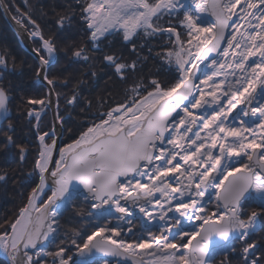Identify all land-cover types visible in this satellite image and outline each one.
<instances>
[{
	"label": "snow or ice",
	"instance_id": "1",
	"mask_svg": "<svg viewBox=\"0 0 264 264\" xmlns=\"http://www.w3.org/2000/svg\"><path fill=\"white\" fill-rule=\"evenodd\" d=\"M79 6L95 50L113 34L122 33L126 42L141 31L149 38L168 36L171 47L159 55L176 75L140 76L128 84L124 100L106 111L87 112L92 102L86 101L80 115L90 117L81 121L87 126L63 146L55 125L40 130L45 101L27 99L38 140L28 176L39 180L0 231V250L10 264H215L217 257L219 264H233L237 240L244 245L237 264H264V244L248 242L264 228V0H87ZM0 7L10 10L3 0ZM74 16V9L59 15L58 30L70 29ZM25 17L30 37L41 42L33 48L37 77L50 93L67 87L70 76L60 83L49 78L58 61L56 37L46 38L31 12L13 19L24 25ZM165 18L178 24L165 25ZM65 47L70 60L90 59L82 45L69 40ZM8 55L7 49L0 53V66L7 68ZM103 59L123 82L137 71V61L120 63L108 54ZM78 87L65 98L73 109L80 102ZM10 99L0 84V120L10 115ZM98 102L103 107L111 98ZM54 119L62 128L59 105ZM6 129L5 149L15 144L23 164L28 148L9 134L15 132L12 123ZM77 202L90 206L86 226L95 230L85 238L82 228L70 227L60 239L62 217L82 211ZM248 203L257 209L246 210ZM58 239L57 249L46 251Z\"/></svg>",
	"mask_w": 264,
	"mask_h": 264
},
{
	"label": "rangeland",
	"instance_id": "2",
	"mask_svg": "<svg viewBox=\"0 0 264 264\" xmlns=\"http://www.w3.org/2000/svg\"><path fill=\"white\" fill-rule=\"evenodd\" d=\"M80 1H84L85 3L87 2V0H80ZM5 3L10 5V10L6 12L3 7H0V28H1L0 29V34L2 35V36L0 35V45H10V46L14 45V48H13L12 52L15 53V55H14V57L13 56H9V58H8V64L11 65V66H14V68L13 69L12 68L11 69L7 68V73L8 72L9 73H13L16 76V79H17V83L13 84L12 86H10V85L7 86L6 85L5 88H6V90H8V94L14 93L15 96L23 97V95H21L19 92H24L28 96L27 99L30 97L32 99H43L45 101V103L48 105V107L45 108L44 111L41 113V120H40V130L41 131L44 128H50V129L52 128V121L50 120V113H51L52 110H51V107L49 106V104L47 103L48 100H54L55 112H56V109H57L56 105L60 104V103H63L62 108L60 109L61 111H60L59 114L66 119V121L64 120V124L62 126L63 128H66V131L64 129L63 131H61V133L64 132L66 135H68V133H70L69 130L71 129L72 133H70V134L73 135V133H74V135L71 136L70 138H75V135H78L79 132L81 131L80 129L78 130V128H80V125H81L80 120H79L80 118H78L76 116L80 115L82 109H85L86 101L91 100L92 108H94L93 107L94 105H100L99 102H98V98L99 97L103 96V97L107 98V97L110 96L111 104H107V105L104 106L106 110H107V107L115 106L116 102H122L123 101L121 99H124L125 96H120V95L127 88L128 84H130L133 80H128L127 82L121 81L119 79L118 74L115 72V67H114V72L115 73L112 72V73H114V75L111 74L110 76H108V80H106V78H104V77H101L98 80V78H99V76H98V77L95 78L96 81L95 80L93 82L88 81V87H90L88 91H90V92L89 93H85V94L84 93H80L79 94L80 95V102L76 105V107L78 105L79 106H78V108L75 107L74 110H72L73 108L72 109L69 108L68 114H70V115H68L67 112L65 114H63V115L61 114L62 111L64 110V107H65L63 101H65V98H66L65 97L66 87H61L60 88L59 86H57L50 93L49 92V88L50 87L47 86V85H45L46 86L45 87L43 85L44 84L43 81H40V82H42V84H40V85H42V91H38L37 88H32V91H31L32 93H31L30 91H23V88L22 89L16 88V86H19V85L23 86V82H24V80H26V79L23 78L25 71L28 72L26 74L28 75L29 78L31 76L32 82L35 81L34 78L36 79L37 75H36V66L34 64H37L35 61H38V57L35 55L36 53L33 52V48H39L41 46V42L39 41L38 38H31L30 37L29 33L32 31V28H31V25L28 24L27 17H25L24 25L17 24V25L12 27V24H14L13 20L16 22V20L13 19V16H16L17 18H19L21 14H25V13L31 12L32 19H35L37 21V23L40 25L41 30L43 32V35L46 38H47V35H52V34L56 37L57 43L60 44V45L57 44V49L61 48L62 49L61 52L65 53V55L67 57H69V59L72 56V51H71V49L65 47V45H67L69 43L68 39H66V38L64 39L63 36H61V37L59 36L58 37L54 33H50L49 32L50 29L52 28L51 24H50L51 23L50 20L47 19V21H48L47 23H43V22L41 23L40 19H38V17L36 16L39 13V12H36L37 8H39L37 6V0H6ZM85 3L81 2L82 5L85 4ZM181 16H182V14H181ZM47 17L48 16H46V18ZM57 19L58 18H56L54 20V22H53L55 27H56L55 31L58 30V27H57V24H56V20ZM173 19L175 20V18H173ZM17 27L21 28V32L20 33L16 32ZM6 33H9L12 38H9L6 35ZM121 35H122V33H121ZM109 36H107V38H101L100 44H101V42H104V41H111V42L112 41H114V42L123 41V39L120 40L119 34L117 36H115L114 34L113 35H109ZM81 38H82L83 41L86 40L85 43L87 45L92 46V42L89 39V33L86 36L81 37ZM87 39H88V41H87ZM82 40L78 39V40H71V41L73 43H75L77 41H82ZM17 43H21L22 45L21 44H17ZM149 45L154 46L152 42ZM114 47L116 48L115 45H114ZM107 49L108 48H106L105 50H107ZM87 50H90V48H88ZM118 50L119 49H117V51ZM112 51H115V49H112ZM12 58L15 59V63H12ZM97 59L102 60L103 58L99 57V58H96L95 60H97ZM85 63L86 62L83 63V62L77 61L76 62V66L80 67L82 65H89V67H92V66L96 65L95 63H91V61H87V63L86 64ZM104 63L109 64L106 61ZM0 68H3V66H0ZM22 69H23V71H21ZM52 70H53V67H52L51 71L49 72V78L50 79L52 78V77H50V75L53 76V77L54 76H59V75H56V74H59V73H54ZM74 75L77 76L78 74H74ZM140 76L141 75H138V77L137 78L135 77L134 80L135 79H139ZM80 77L81 78H88L89 74H83V75H80ZM58 78H59L58 79V83L62 82L60 77H58ZM78 79H79V75H78V78L75 79V81L77 82ZM79 81H80V79H79ZM92 84H94L93 87L91 86ZM8 87H10V88H8ZM67 87L70 88V87H72V85L70 83H68ZM102 88H104L105 91ZM92 92H94V93H92ZM56 93H62V95L60 96L59 99L57 98ZM114 93H118L116 95L117 97L113 96ZM71 94L72 93H70L69 96ZM87 94H89V95H87ZM115 99H118V100H115ZM20 103H22V102H20ZM25 103H26L25 105L22 106V104H20V105H18V107H20V108L21 107H25V108H27L26 110H28L29 106L27 105V102H25ZM14 106H15L14 103L10 101L8 107H9V109L12 110V112H10V114H12V115H9L8 119L0 121V154L5 152V155H6V156H3V158H0V161L3 162V160H6V162H8V165L11 163L10 166H13V167H16V168H20V169L24 168L25 165H28L29 171L26 173L27 174V176H26L27 179L26 180H25V177L23 178L24 175L22 176V175L18 174V172H17L18 177H16L15 179L20 178L21 181L24 180V183L19 182V187L12 188V187L8 186L9 177L7 175H6L7 179L5 181H0V203H1L0 210L3 208L6 212H9V213L13 212L10 209L11 206L8 205L9 199H10L9 197H11L10 194L11 195H16V193L17 194L19 193V196L22 195V202L25 203L26 200H27L28 193L30 192L31 188L35 187V185L38 183V180H39L38 175H34V176H31V177L28 176V173L33 168L34 158H35L36 150H37V147H38L37 132L35 131V134H34V131H33V128H34L33 125H35L34 122H36V120L33 117L30 120V122H29V118L27 117L26 120L30 123L28 129H30L32 131L28 130L26 132H23L24 129H22V127L18 128V125H19V122L21 121L22 116L24 114H21L19 112V115H18V113L15 112L14 109H13ZM34 107L38 111V110H40L41 105H35ZM72 111H73V113L76 112V116L73 117ZM26 116H27V114H26ZM55 122H57V121H55ZM9 123H12L15 126V132L14 133H9V134L14 136L16 144H23V145H25L28 148L27 158H26V160L24 161L23 164L20 163L19 153H18V150L16 149V145L15 144L12 145V148H11L10 151L5 149L4 136H5V132L7 130L6 126ZM58 125L61 126L60 123ZM76 127H77V129L75 130ZM60 130H62V128H60ZM57 140H58V143H60L59 137H57ZM48 142L51 143V139ZM58 146H63V144L60 143V145H58ZM10 161H12V162H10ZM12 176L13 175L11 174V177ZM15 179H13L11 181L10 185L14 184ZM19 198L21 200V197H19ZM78 204H79V202H77L76 207L79 208V209H82L81 212H83V216L85 215L84 218H82V219L78 218L76 216L77 215L76 212H68V213H66L64 215V217H62V219L60 221V233H59L60 239L63 238V233L70 227L82 228V231H83V234H84L85 238L87 236V232L90 233L91 231L95 230L92 227H87L86 226V225H88L89 219H90L89 216H88L87 207L80 206ZM13 205H15V203ZM210 207H211V205L209 206V210H210ZM248 211H251V209H248ZM81 212L79 213V215L81 214ZM9 213H8V215H9ZM106 220H107V217H105L103 219H100L98 221V225L97 226L104 225ZM92 222L93 223H97V221H95L94 219H93ZM111 223L114 225L116 222L115 221H111ZM82 226H85V227H82ZM85 229H87L89 231L84 232ZM153 230L154 231H158V229H153ZM60 239H58L55 244L49 246L46 249V251H55L57 249V247L59 246V244H60ZM65 244H67V241H65ZM72 249H74V248L69 247L68 248V252L70 253V251ZM0 259L6 261L5 257H3V255H0ZM46 259L48 261H50V258H46ZM117 260H119V258H117ZM100 264H102V261L100 262ZM217 264H219V262Z\"/></svg>",
	"mask_w": 264,
	"mask_h": 264
},
{
	"label": "trees",
	"instance_id": "3",
	"mask_svg": "<svg viewBox=\"0 0 264 264\" xmlns=\"http://www.w3.org/2000/svg\"><path fill=\"white\" fill-rule=\"evenodd\" d=\"M81 2L85 3L84 1L79 0V5H82ZM79 5H77V0H37V6L39 8H37L36 12H39V13L36 16L38 17V19H40L41 23L42 22L47 23L48 22L47 19L51 21L50 24H51L52 28L49 31L50 33H54L58 37L63 36L64 39H65V37H67L68 40H78V39L82 40L81 36H85L84 29H86V28H85V24L81 21V17H80L81 8ZM73 9L75 11V16L72 20V27L70 29H66L64 32H60L59 30L55 31L56 27L53 23L54 20L56 18H58L59 15L65 14L69 11H72ZM46 16H48V17L46 18ZM168 23L178 24V21L176 19L174 20L173 18L170 20L168 18H165V25H167ZM178 31H180L179 28H178ZM141 33L144 34L141 31L139 33V35L135 36L132 39V41L137 40L138 38L141 39V36H140ZM49 36H54V35L53 34L47 35V37H49ZM147 38L149 41H151L153 43V41H154L153 37H151V38L147 37ZM167 38L169 40V37H167ZM172 39H174V37ZM57 44L60 45L59 43H57ZM164 46H160V47L155 46L156 48H154V51L150 50L148 55L151 56V55H153V53H156L157 59H158V57L161 58V56L159 54L164 51ZM167 46L171 47V44L169 43ZM61 50H62L61 48L58 49L59 55H61ZM168 67H169V65L166 63V61H163V59H162V61H159V62H157L155 59H152V60L148 61L147 65H145V70L143 71V73L144 72L146 73L147 78L155 77V78L161 79V80H174L175 75H176L174 68L172 70H169ZM21 71H23V69ZM9 75L13 76L14 74L13 75L9 74ZM27 77L28 76L26 74H25V77H23L24 79H26L23 82V91H27L28 88L31 87V90H30V92H31L32 88H36V87L33 86V83H31V76H30V78L28 77L29 80H27ZM102 89L104 90V88H102ZM38 91H42V89H38ZM117 94L118 93H114L113 96L117 97L116 96ZM25 100H26V97L24 96L22 103H19V105L20 104H22V106L25 105L26 104ZM115 100H118V99H115ZM14 105L15 106L13 107V109L19 115L20 107H18L17 104H14ZM21 108L23 110L25 107H21ZM21 114H24V111H21ZM22 129H24L23 132H26L29 130L28 128L25 129L24 127H22ZM0 156H1L0 158H3V156H6L5 152L0 154ZM10 162H12V161H10ZM10 164L8 165V162H6V160H3V162L0 161V175L6 174L9 177L8 186H10L12 188H16V187H19V182H21V179L20 178L15 179V178L18 177V174H20L22 176L24 175L23 178L24 177L26 178V176H27L26 173L29 171V167H28V165H25L24 168L20 169V168L10 166ZM17 172H18V174H17ZM11 174L13 175L12 177H11ZM13 179H15L14 184L10 185V183ZM10 196L11 197H9L10 199H9L8 205L11 206L10 209L13 212L12 213L6 212L3 208L0 210V231H3L7 227L6 222L8 224H10L11 221L15 219L19 208L22 207L24 204V202H22V195L19 196V193L18 194L16 193V195L10 194ZM19 197H21V200ZM14 203H15V205H13ZM249 204H251V203H249ZM252 205H253L252 210L257 209V205H255V203H252ZM0 208H1V203H0ZM8 213H9V215H8ZM262 218H264V217H262ZM0 264H6V263L4 260L0 259Z\"/></svg>",
	"mask_w": 264,
	"mask_h": 264
},
{
	"label": "bare ground",
	"instance_id": "4",
	"mask_svg": "<svg viewBox=\"0 0 264 264\" xmlns=\"http://www.w3.org/2000/svg\"><path fill=\"white\" fill-rule=\"evenodd\" d=\"M5 1L6 0H3V3L4 4H6L5 3ZM13 23L14 24H12V27L13 26H15V25H17V23L13 20ZM85 28L87 29V25L85 24ZM1 29V28H0ZM86 29H84V31H85V36L88 34V31L86 30ZM16 32L17 33H20L21 32V28L20 27H17V29H16ZM1 35V34H0ZM6 35L9 37V38H12L11 37V35L9 34V33H6ZM115 36H117L118 34H114ZM121 34H119V36H120ZM2 36V35H1ZM140 36H141V41H143L144 43H146L147 45H149L150 43H151V41H149L148 40V38L147 37H145V35L144 34H140ZM81 37H84V36H81ZM110 37V36H109ZM32 38V37H31ZM120 38L121 39H123L122 38V35L120 36ZM120 39V40H121ZM12 40V39H11ZM153 45L154 46H151V45H149V51L151 50V51H154V48H156L155 46H164V45H168L169 44V42H168V38L166 37V36H155V37H153ZM87 41H88V39H87ZM86 42V40H82V41H77V42H75L74 44H75V46H83V47H86V48H89V46L85 43ZM126 42V41H125ZM17 44H21V43H17ZM22 45V44H21ZM13 48H14V45L13 46H10V45H0V53H2L3 52V50L4 49H7V51H8V58H9V56H13L14 57V55H15V53H13L12 52V50H13ZM36 55V54H35ZM37 56V55H36ZM57 56H58V61L55 63V65L53 66V72L54 73H59V74H56V75H59V76H55V77H60V79L62 80V82H63V80H64V77H66L67 75L68 76H70L72 79L69 81V83L72 85V87L71 88H66V90H65V97H67V96H69V94L70 93H72V89H73V86L74 85H77L78 84V82H79V87H78V89H79V93H85L86 91H88V81H90L88 78H81L80 77V75H79V79H80V81H79V79H78V81L76 82L75 81V79H77L78 78V75L76 76V75H74V74H77V72H78V68H77V66H76V62H77V60H70L69 59V57H67L66 55H65V53H62L61 52V55H59V53L57 52ZM38 57V56H37ZM67 57V58H66ZM146 61L144 62V63H142V62H137V64H141L142 66H145V65H147L148 64V61L149 60H152V59H155L157 62H159V61H162V58H159L158 57V59H157V55H156V53H153V55H151V56H146ZM164 61V60H163ZM37 64H34L35 66H36V68L39 66V61H35ZM7 68L8 69H13L14 68V66H11V65H9L8 64V66H7ZM7 68H5V67H3V68H0V84H2L4 87L7 85H10V86H12L13 84H15V83H17V79H16V76L15 75H13V73H7ZM51 69H52V67L49 69V72L51 71ZM168 69H169V67H168ZM201 70L203 71L204 70V66L202 65L201 66ZM20 71V70H19ZM26 73H28L27 71H25L24 72V77H25V74ZM9 74H12L13 76H11V75H9ZM27 75V74H26ZM28 76V75H27ZM136 76V75H135ZM15 77V78H14ZM50 77H53V76H51L50 75ZM41 78H42V80H41ZM101 77L99 76V79H100ZM98 79V80H99ZM27 80H29V78L27 77ZM34 82H32V80H31V82L33 83V86H35L37 89H42V85H40V84H42V82H40V81H43V85L45 86V85H47V83H46V81H44V79H43V77L41 76V77H37L36 76V79L34 78ZM39 80V81H38ZM74 80V81H73ZM75 82V83H74ZM38 86V87H37ZM47 86H49V85H47ZM46 87V86H45ZM49 87H51V86H49ZM8 88H10V87H8ZM16 88H18V89H22L23 88V86L22 85H19V86H16ZM61 88V87H60ZM16 90V89H15ZM31 90V87H29L28 88V90L27 91H30ZM80 90H82V91H80ZM21 95H23V97H24V95H25V97H26V100H25V102L27 101V94H25L24 92H19ZM43 94V93H42ZM9 96L11 97V99H10V101L11 102H13L14 104H17V105H19V103L20 102H22L23 101V97H18V96H15V94L14 93H11V94H9ZM64 102V110L62 111V115L63 114H65L66 112H68L69 111V108H71V107H69V106H67L66 105V103H65V101H63ZM47 103L49 104V106L51 107V110L53 111H51V113H50V120L52 121V128H53V125H55V127H56V129H57V131H58V133H59V135H58V137H59V141H60V143H62V144H64V143H69L70 142V139L68 138V136L67 135H65V134H63V133H61V130H60V128H61V126H59L58 124V122H55V119H54V117H55V114H56V112H57V109H56V112H55V104H54V100H48L47 101ZM57 105H59V113H60V109L62 108V105H63V103H60V104H57ZM56 105V106H57ZM79 106V105H78ZM78 106L76 107V108H78ZM25 109V110H24ZM23 110H22V108H20V113H21V111H24V115L22 116V119H21V121L19 122V125H18V128H20V127H24L25 129H27L28 127H29V122L26 120L27 119V116H26V114H27V108H24ZM10 110V112H12V110L11 109H9ZM10 115H12V114H10ZM1 121V120H0ZM34 124H36V122H34ZM51 128V129H52ZM50 128H44L42 131H44V132H46V131H50L51 130ZM29 131H32V130H30L29 129ZM33 131H34V134H35V128H33ZM60 143H58V145H60ZM54 155H57L58 156V150H57V152L56 153H54ZM53 166H54V164H53ZM51 194V192H50V190H48V191H46L44 194H43V199H47V196L48 195H50ZM43 199L40 201L41 203L43 202ZM26 203V202H25ZM78 205H80V206H85V207H87V209L89 210V205H85V204H83L82 202H79V204ZM256 205V204H255ZM212 207L213 206H211L210 207V210L212 209ZM246 210H248V209H251L252 210V208H253V205H252V203L251 204H246ZM17 214H18V212H17ZM78 218H80V219H82V218H84V216H83V212H81V214L80 215H76ZM262 220H264V218H262ZM87 231H89V230H87V229H85L84 230V232H87ZM87 234H90V233H88L87 232ZM252 241H257L258 243H262V244H264V228H262L261 229V231H258V232H255V233H252L251 235H250V238H249V243H251ZM244 245H243V242H241V241H236L235 243H234V245H233V247L235 248V252L237 253V255H232V261H233V264H237V262L239 261V259H240V256L238 255V253H240V251H241V249H242V247H243ZM75 252V249H72L71 251H70V254L71 253H74ZM0 255H3V257H6V254H4L3 253V251L2 250H0ZM117 259V258H116ZM222 259V257H217V259H216V261H215V264H217L218 262H220V260ZM5 263L6 264H8V262L7 261H5Z\"/></svg>",
	"mask_w": 264,
	"mask_h": 264
},
{
	"label": "flooded vegetation",
	"instance_id": "5",
	"mask_svg": "<svg viewBox=\"0 0 264 264\" xmlns=\"http://www.w3.org/2000/svg\"><path fill=\"white\" fill-rule=\"evenodd\" d=\"M114 45L116 46V48L114 47ZM134 47H135V51L133 50ZM84 48L86 49V53L90 57V59L88 61H91V63H95L96 65H94L92 67H89V65H82L80 67L77 66L78 72H79V73L77 72V74L78 75L89 74L88 79H90L91 82H93L95 80V78L98 76L104 77V78H106V80H108V76H110L111 74L114 75V73H115L114 72V65L104 63L105 62L104 59L95 60L96 58H99V57L103 58L106 54L115 55L117 57V62H120V63L127 62V63L131 64L133 61H137L138 63L139 62L144 63L147 59L146 56H148V54H149V45H147L146 43L141 41L140 38H138L137 40H133L131 42H125L124 40L123 41H116V42L104 41V42H101V44H99L98 50L93 49V46H89L90 50H87L88 48H86V47H84ZM106 48H108V49L105 50ZM112 49H115V51H112ZM117 49H119V50L117 51ZM77 61L87 63V61H84L83 59H79ZM144 69H145V66H142L141 64L140 65L137 64V71L135 73H132V72L127 73L128 77L130 78L128 80H134V78L135 77L137 78L138 75H141V76H144L145 78H147L146 73L145 72L143 73ZM93 72L96 73L95 77L92 75ZM112 72H114V73H112ZM91 86L93 87L94 84H92ZM89 88L90 87H88V90H89ZM78 91H79V89H78ZM80 91H82V90H80ZM89 92L90 91H86L85 93H89ZM92 93H94V92H92ZM87 95H89V94H87ZM120 96H125V90ZM121 100H124V99H121ZM93 107L94 108L87 109V112L106 111L104 106L101 107L100 105H94ZM72 110H74V109H72ZM67 114H68V112H67ZM68 115H70V114H68ZM72 115H73V117L76 116V112L73 113V111H72ZM76 117L80 118L79 119L80 123L82 120H84L86 118L90 120V117H85L82 115H78ZM65 121H66V119H65ZM86 126H87L86 124L81 123L80 128H78V130L79 129L82 130ZM64 129L66 131V128H63V127H62L61 131H63ZM76 129H77V127L75 128V130ZM62 133L65 134L64 132H62ZM67 136H68V138H70L73 135L68 133Z\"/></svg>",
	"mask_w": 264,
	"mask_h": 264
},
{
	"label": "water",
	"instance_id": "6",
	"mask_svg": "<svg viewBox=\"0 0 264 264\" xmlns=\"http://www.w3.org/2000/svg\"><path fill=\"white\" fill-rule=\"evenodd\" d=\"M38 61H39V58H38ZM41 80H42V78H41ZM5 259H6V261L8 262V264H10V258H9L7 255H6ZM74 259H76L75 256H74Z\"/></svg>",
	"mask_w": 264,
	"mask_h": 264
}]
</instances>
